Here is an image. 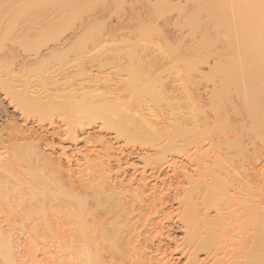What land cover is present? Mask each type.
Here are the masks:
<instances>
[{
	"label": "bare ground",
	"instance_id": "6f19581e",
	"mask_svg": "<svg viewBox=\"0 0 264 264\" xmlns=\"http://www.w3.org/2000/svg\"><path fill=\"white\" fill-rule=\"evenodd\" d=\"M90 2L0 0V95L24 120L38 119V129L15 119L0 127V264H264V0H146L157 17L177 10L187 29L177 43L167 22L145 25L143 46L121 38L89 63L68 60L102 37L85 25L33 59L10 46L22 33L30 45L58 41L60 26ZM204 63L210 86L202 90L192 72ZM156 69L174 75H159L154 91L138 78ZM95 121L112 138L88 133L92 145L75 159L60 143L56 152L55 136L75 142ZM131 136L138 150H126ZM131 154L149 174L128 173ZM164 168L188 173L165 180ZM169 197L174 212L165 211ZM172 212L177 239L166 223Z\"/></svg>",
	"mask_w": 264,
	"mask_h": 264
},
{
	"label": "rangeland",
	"instance_id": "374dc122",
	"mask_svg": "<svg viewBox=\"0 0 264 264\" xmlns=\"http://www.w3.org/2000/svg\"><path fill=\"white\" fill-rule=\"evenodd\" d=\"M74 1V0H73ZM80 2H81V0H79ZM86 1V0H85ZM89 1V0H88ZM117 2L119 1V0H116ZM138 1V0H137ZM136 0H120L118 3L117 2H115V1H113V0H98L97 2H96V0L94 1L93 0V2L91 3H87V4H90V5H83L82 7H84V9L82 10H80L81 12H77L76 13V15L78 16L77 18H75L74 17V19H73V21L71 22L72 24H70L72 27H70V25L67 27V25H64V26H66L65 28H64V26H63V28H62V26H60V30H59V33H57L58 34V36L56 37V39H58V41H52V40H47L46 41V43L45 44H43L42 45V42H41V44H40V42L39 43H37V45H35L36 43V41L34 42L35 44H31V45H35L34 47L33 46H31L29 43V40L30 41H32V38H30L29 39V34L28 33H26V35L27 36H24L25 35V33H22V34H20L21 35V37L25 40H23L22 38H20V40L19 39H17V41L15 40L14 42H15V44L16 43H18V44H14V42L13 43H11L10 44V46H14L18 51H19V53L21 54V56H24V57H26V56H28V58L29 59H33L34 57H38V56H40V54L42 55L43 53H41V52H43L44 50H48V48H50V47H52V46H56V45H58V43L57 42H60V41H64V40H67L69 37L68 36H73L72 34V32H73V30L74 29H76L78 26H79V28H83L84 26H80V25H85V29L86 28H88V29H86V32H87V30L88 31H92V32H89L88 34H90V33H93V31L97 34V36L98 35H100V36H102V37H99V40H98V38H96L99 42L97 43V42H95V41H93L92 42V40H91V42L90 41H88V39H87V41H88V43L90 42V43H93V44H87V45H85V47H84V51H83V49H82V51L83 52H81V43H85V41H84V39H83V42L81 41L80 42V53L84 56H81L80 55V53H79V51L75 54L74 52H70V54H69V52H68V54H69V56H67V58H68V60H69V62L71 61V64L73 63H76L77 64V62H79L80 61V63H82L81 61H83V58H85L84 60L86 61L88 58V61H91L92 59H90L91 57H93L94 59L95 58H98L99 56H104L103 54H108V53H110V51H112V50H110L111 49V47H113L114 48V41H116V40H119V39H124V38H132L133 40L135 39L136 40V42L138 43H136L137 45H144V42H143V40H142V37H141V33H139L142 29H144V28H146L145 27V25L146 26H151V24L153 25V27L154 26H156L157 25V23H158V26H163V23L165 24V22H167L166 23V25H164L163 27L165 28V30L167 31L166 32V34L169 36V42H171V44H173V45H175L176 43H177V40L179 39V37L181 36V35H183L184 33H181L180 34V32H186L187 31V29H186V27L184 26V24H182V22H181V18H180V16H179V14H178V12H177V10H175V9H166V13H163V15H159V17H157L158 16V14L155 12L154 13V11L152 12V10L150 11V13L151 14H149V13H146L147 11L146 10H148L149 11V9H146V8H149L148 6H149V4L146 2V0H145V2H144V0H139V2H137ZM143 1V2H142ZM153 1V0H152ZM140 2H142V3H140ZM85 3V2H84ZM84 3H81V4H84ZM182 3H185V2H183L182 1ZM139 4H142V5H139ZM146 4H148V6L146 5ZM93 5V6H92ZM143 5H145V6H143ZM186 5V4H185ZM89 6V7H88ZM147 6V7H146ZM182 6V5H181ZM60 6H58V8H59ZM88 7V8H87ZM63 7L61 6V9H62ZM60 9V8H59ZM85 9H87L86 11H84ZM167 10H169V11H167ZM176 11V13H175V11ZM84 11V12H83ZM170 11H173V12H170ZM163 12V11H162ZM161 12V13H162ZM164 12H165V10H164ZM154 13V14H153ZM160 13V14H161ZM202 13V12H201ZM146 14H148V15H146ZM157 14V15H156ZM178 14V15H177ZM203 15H201V16H204V12L202 13ZM205 15H206V13H205ZM151 16V17H150ZM147 18V19H146ZM163 18H166L165 19V21H164V19ZM202 18H204V17H202ZM74 20H76V21H74ZM178 20H180V23L178 22ZM144 21H146V22H144ZM73 22H75V24L73 25ZM161 23V24H160ZM32 25H34V28H35V26L37 27L38 25V23H36V25H35V23H31ZM33 27V26H32ZM92 29V30H91ZM141 29V30H140ZM169 30V31H168ZM75 31V30H74ZM143 31V30H142ZM34 33H35V31H33ZM32 32V33H33ZM144 32V31H143ZM142 32V33H143ZM169 32V33H168ZM29 33H31L30 31H29ZM94 33V34H95ZM87 34V35H88ZM178 34H179V36H178ZM30 35H32V34H30ZM60 35V36H59ZM140 35V36H139ZM70 36V37H71ZM84 36V35H83ZM95 37H97L96 35H94ZM167 36V37H168ZM25 37V38H24ZM27 37V38H26ZM60 37V38H59ZM141 37V38H140ZM153 37V38H152ZM151 37V41L153 42L154 41V43L153 44H157V43H161V41L160 40H158V38H156L155 36H152ZM67 38V39H66ZM82 38V37H81ZM84 38V37H83ZM101 38L103 39V40H101ZM190 37H186L184 40H187V41H190L191 39H189ZM22 39V40H21ZM29 39V40H28ZM85 39V40H86ZM157 39V40H156ZM189 39V40H188ZM18 40H19V42H18ZM60 40V41H59ZM82 40V39H81ZM138 40H139V42H138ZM20 41H21V43H20ZM22 41H24V42H22ZM34 41V40H33ZM43 41H45V40H43ZM75 41V40H74ZM8 42H11V41H7V43ZM29 42V43H28ZM78 42V41H77ZM114 42V43H113ZM156 42V43H155ZM44 43V42H43ZM54 43H56V44H54ZM151 43V42H150ZM13 44V45H12ZM27 44V45H26ZM60 44V43H59ZM78 44V43H77ZM114 44V45H113ZM219 44V43H218ZM8 45H9V43H8ZM7 45V46H8ZM20 45V46H19ZM43 46V47H41V48H39V46ZM83 45V44H82ZM113 45V46H112ZM221 44H219V46H220ZM18 46V47H17ZM27 46H29L28 48H27ZM37 46V47H36ZM50 46V47H49ZM84 46V45H83ZM223 45H221L220 47H222ZM19 47H21V51H20V48ZM141 47V46H140ZM34 48H39L40 50H38V52L36 51V49H34ZM47 48V49H46ZM30 49V50H29ZM35 50V51H33V50ZM30 51V52H29ZM33 51V52H32ZM109 51V52H108ZM39 53V54H38ZM60 53H62L63 54V51L62 52H60ZM59 53V54H60ZM66 53V52H65ZM84 53V54H83ZM67 54V53H66ZM106 54V55H107ZM75 55V56H74ZM80 55V56H79ZM79 57V59L77 58V57ZM76 57V58H75ZM88 57V58H87ZM27 58V57H26ZM72 58H75V59H72ZM82 58V59H81ZM36 59V58H35ZM72 59V60H71ZM55 60H56V58H55ZM85 61H83V62H85ZM88 61H86V62H88ZM208 61H211V58H209L208 59ZM68 62V63H69ZM89 63V62H88ZM90 64H91V62H90ZM89 64V65H90ZM75 65V64H74ZM88 64H87V66H89ZM208 65L207 64H201L200 66H199V68L196 70V71H193L192 72V75H193V80L195 81V82H193V83H196V86H198L199 88H201L202 90H205V88H208L209 86H210V83L205 79V74H207L208 73V67H207ZM74 68V67H73ZM72 68V69H73ZM70 69V68H69ZM135 69V68H134ZM152 69H155V68H152ZM110 70V71H109ZM157 71H155V70H153V72H151V75L149 74V76H147V74L148 73H150L149 71H148V73L146 74V73H142L144 76H141L140 75V79L138 78V80H141L142 81V79H143V83H145V80H146V82H147V79H149L150 78V81L152 82H150V81H148V82H150L151 83V85H152V87H154V84H155V89H154V91L155 90H157V89H159V86H158V84H160L159 83V81H156V80H154V79H157L158 78V76L159 75H165L164 77L163 76H159V78L160 79H164L166 76L168 77V78H170V81H171V76H173L174 74V72H169V71H167V70H165V72H164V70L162 71V72H164V73H162L161 71H158V69H156ZM98 72V70H94V72L97 74V72ZM107 71V72H106ZM126 71V70H125ZM125 71H123V78L124 79H127L128 78V76L127 75H124L125 74ZM167 71V72H166ZM94 72H92L93 73V75L95 76V73ZM105 72L106 73H109V72H112V74H114L113 73V69H108V70H105ZM105 72H103V73H105ZM134 72V71H133ZM99 73V75H103L102 73L100 74V71L98 72ZM122 73V72H121ZM127 74L129 73V72H126ZM167 73V74H166ZM171 73L173 74V75H171ZM98 75V74H97ZM98 75V76H99ZM133 75V74H132ZM125 76V77H124ZM129 76H130V74H129ZM145 76H147V77H145ZM122 77V76H121ZM139 77V76H138ZM142 78V79H141ZM159 78L157 79V80H159ZM173 79V78H172ZM90 81V79L88 78V79H85V83H87V81ZM164 80H167V78H165ZM81 81H83L84 82V80H81ZM141 81H140V84L137 82V84L140 86L141 85ZM155 81V82H154ZM168 81H169V79H168ZM167 81V82H168ZM92 82V80L90 81V85L92 84L91 83ZM122 82V81H121ZM121 82H119L120 84H121V86H120V84L119 83H117L116 85H119V88L121 87V88H123L122 87V85H123V82L121 83ZM154 82V83H153ZM157 82H158V84H157ZM93 83H94V81H93ZM88 84H89V82H88ZM94 85H95V83H94ZM143 85V84H142ZM156 86H158L157 88H156ZM118 87V86H117ZM121 88H120V91H121ZM124 89V88H123ZM140 89H141V87H140ZM118 90V89H117ZM116 90V91H117ZM119 91V90H118ZM123 91V90H122ZM126 92V91H125ZM124 92V93H125ZM143 92H138V94L139 95H142V100L143 101H145L146 103H147V101L146 100H148V103L150 104V105H152V103H154V101L155 100H157V99H155L154 101L152 100V103H151V101H149L150 99L149 98H146V95H143L142 94ZM113 94V93H112ZM111 94V96H114V95H112ZM138 94L136 93V95L138 96ZM106 95H108V94H106ZM110 95V94H109ZM135 95V96H136ZM1 97H0V103H1V101H2V104H0V127H2L3 126V124H5V123H8L9 121H11L12 119L14 120H16V121H19L20 123H22L23 121H25V123L23 122V125H25L26 123V127H27V125H28V127H34L35 129H38V126H36V122L37 121H35V120H38V119H36V116L35 115H33V116H35V117H33L31 114H28L29 115V117H26L27 118V121H26V119L24 120L22 117H21V115H19L20 114V110L18 109H15V108H12V107H14L13 106V103H11V104H9V98H6V97H4V95H0ZM137 96L135 97V98H137ZM145 97V100H144V97ZM138 97H140V96H138ZM3 98H4V100H3ZM108 98H110V96H108ZM138 99V98H137ZM8 102V103H7ZM147 103V104H148ZM158 103H159V105H161V108L163 107L162 105H163V103H162V101H160V102H155V104H154V106L157 108V106H156V104L158 105ZM161 103V104H160ZM153 106V105H152ZM160 108V107H159ZM3 116V117H2ZM31 116V117H30ZM55 117H57L58 119H59V114H56V115H54ZM54 117V118H55ZM63 117V116H62ZM18 120H17V119ZM30 118V119H29ZM32 118V119H31ZM60 118H61V116H60ZM34 119V120H33ZM21 120V121H20ZM55 120H57L56 118H55ZM58 121V123L60 122V119L59 120H57ZM35 122V123H34ZM39 122V121H38ZM97 121H95L94 122V125H95V123H96ZM34 123V124H33ZM57 123V122H56ZM60 123H62V120H61V122ZM59 123V124H60ZM91 123H93V122H90V124H88L87 126H85V129L84 130H82V131H78L79 132V136H78V139H77V141H75V142H71V141H63L62 143H61V141H59V140H57V139H59L57 136H55L54 138H53V144L55 145V147L56 148H54L55 150H56V152L57 153H59V150L61 149L60 147H62V146H64V148H65V150L67 151V154H69L73 159H75V158H77V157H79V155H77V150L79 149V150H83L85 147H88V146H91L92 144L91 143H86L85 141V137L86 136H88V133L89 134H91V135H89V136H92V133L93 134H99V133H101V134H105V137L106 138H112V133H111V131L110 130H101L100 131V128H101V124L99 123V121L96 123V125L94 126L93 124H91ZM37 124H39V123H37ZM36 126V127H35ZM88 126H89V128H88ZM97 127V128H96ZM100 131V132H98V131ZM107 135V136H106ZM52 136H50L49 138H51ZM132 137V136H131ZM135 137H137V136H135ZM130 138V137H129ZM133 138V137H132ZM138 138V137H137ZM137 138H136V140H135V138H133V140L132 141H135V142H132L131 141V139L130 140H127L128 141V143H130V142H132L131 144H128L127 146V149L126 150H131V149H133L131 146H133V147H135L137 150L139 149V146H140V144L141 143H139V141H141L140 139H138L137 140ZM61 139V138H60ZM122 141V140H121ZM120 140L118 141H115L114 140V142H115V144L116 145H118L119 143L121 144V146H122V143H123V141L121 142ZM130 141V142H129ZM118 142V143H117ZM62 145H60V144ZM136 143V144H135ZM119 144V145H120ZM124 144V143H123ZM133 144V145H132ZM118 145V146H119ZM120 147V146H119ZM131 148V149H130ZM124 149V152L126 151ZM58 150V151H57ZM189 150V149H188ZM128 152V151H127ZM132 155V154H131ZM126 157V156H125ZM127 158V161H129L128 162V164H130L131 166H129L128 167V169L130 170H128V173L129 174H131V173H135V171H137L135 174H137L139 177H140V172L141 171H148V172H146L145 174L147 175V174H149V166L147 167L146 166V163H144L145 161H143L142 160V158L139 156V157H136V155H132V156H129V157H126ZM185 160H183V161H181V163H180V165L181 166H183V164H182V162H184ZM131 163H133V164H131ZM144 164H145V166H144ZM185 164L187 165V167L185 166ZM193 167H195V165L194 164H191ZM135 168H134V167ZM189 166L190 165H188L187 164V162L185 163L184 162V167H186L187 168V170L189 171V173H190V171H191V169H192V171L191 172H193L194 171V169H193V167H191V168H189ZM148 168V169H147ZM186 168H185V170L184 169H182L181 168V170L182 171H186V173H188L187 172V170H186ZM136 169V170H135ZM140 169V170H139ZM141 169H143V170H141ZM145 169V170H144ZM171 168H164V170H162L163 172H161L160 174H162L161 176H160V178L162 177V179H165L166 180V178H167V176L169 175L170 177L172 176V174H174V176H175V173L173 172V170L171 171L170 170ZM190 169V170H189ZM135 170V171H134ZM165 170H167V171H165ZM170 170V171H169ZM181 170H179L178 172H177V174H178V177L177 176H175V178H173V181L175 180V181H177V179L179 178V177H182V175H180L179 176V173H181L182 174V172H181ZM132 171H134V172H132ZM173 172V173H172ZM128 173H127V175H128ZM139 173V174H138ZM166 173V174H165ZM172 173V174H171ZM191 174H193V173H191ZM166 175V177H164L163 178V176H165ZM129 176V175H128ZM160 178H158V179H154L153 181H156L157 182V184H159L160 183ZM181 178H179L178 180H180ZM158 180H159V182H158ZM152 181V180H151ZM152 184H153V182H151ZM155 183V182H154ZM160 185V184H159ZM169 198H171V197H169ZM170 200H172V198L171 199H169V201ZM168 201V202H169ZM173 205V206H170V207H165L166 208V210L165 211H167V209H169L170 208V211L168 210V212H171V210H173V212H174V210H176L177 209V207L175 208V206H177V203L176 202H174L173 200L172 201H170L169 203H167V205ZM166 205V206H167ZM168 205V206H169ZM172 208V209H171ZM175 208V209H174ZM172 212V213H173ZM176 213V212H175ZM174 216H177L176 214H174L173 213V216H172V218L170 219V221L168 220L166 223H167V227H169L170 229H171V231H169V234H170V236H171V234H172V236H176V237H173V238H178V237H180L181 236V233H182V231H181V228H180V221L179 222H177L178 221V216H177V218H175ZM175 219V220H174ZM177 220V221H176ZM172 221H174V222H172ZM177 227H179V228H177ZM180 235V236H179ZM172 245V244H171ZM171 250L173 249L172 248V246H171V248H170ZM177 262H178V260H177Z\"/></svg>",
	"mask_w": 264,
	"mask_h": 264
}]
</instances>
